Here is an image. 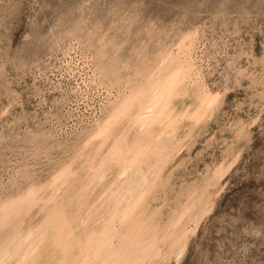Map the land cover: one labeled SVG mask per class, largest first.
Wrapping results in <instances>:
<instances>
[{"label": "rangeland", "instance_id": "1", "mask_svg": "<svg viewBox=\"0 0 264 264\" xmlns=\"http://www.w3.org/2000/svg\"><path fill=\"white\" fill-rule=\"evenodd\" d=\"M0 264H264V0H0Z\"/></svg>", "mask_w": 264, "mask_h": 264}]
</instances>
